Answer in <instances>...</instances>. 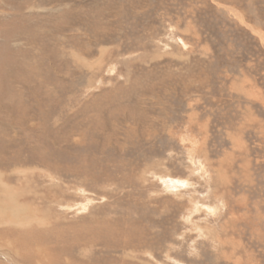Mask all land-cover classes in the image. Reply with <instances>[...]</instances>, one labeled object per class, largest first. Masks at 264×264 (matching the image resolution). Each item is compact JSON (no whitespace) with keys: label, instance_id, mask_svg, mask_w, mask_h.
Here are the masks:
<instances>
[{"label":"rangeland","instance_id":"374dc122","mask_svg":"<svg viewBox=\"0 0 264 264\" xmlns=\"http://www.w3.org/2000/svg\"><path fill=\"white\" fill-rule=\"evenodd\" d=\"M0 264H264V0H0Z\"/></svg>","mask_w":264,"mask_h":264}]
</instances>
